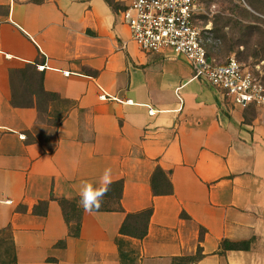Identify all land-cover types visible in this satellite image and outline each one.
Here are the masks:
<instances>
[{
    "label": "crops",
    "instance_id": "crops-1",
    "mask_svg": "<svg viewBox=\"0 0 264 264\" xmlns=\"http://www.w3.org/2000/svg\"><path fill=\"white\" fill-rule=\"evenodd\" d=\"M129 4L0 0V230H11L14 264H120L117 238L137 264H264V107L234 104L183 56L140 49ZM27 64L72 103L58 126L11 104L9 73ZM156 167L170 194L153 193ZM106 169L122 180L123 210H83L69 235L56 199L101 187ZM147 208L144 238L119 234Z\"/></svg>",
    "mask_w": 264,
    "mask_h": 264
},
{
    "label": "trees",
    "instance_id": "trees-1",
    "mask_svg": "<svg viewBox=\"0 0 264 264\" xmlns=\"http://www.w3.org/2000/svg\"><path fill=\"white\" fill-rule=\"evenodd\" d=\"M110 2L111 0H106ZM243 2L248 6L247 9ZM228 0V5L224 10L231 15H200L197 17L198 24L202 27L201 42L206 50L207 57L214 59L217 64L223 65L226 62V55L243 46V51L239 54L244 58L254 57L264 61V29L255 21H263L259 15H264V0ZM249 18L253 21L245 23L243 20ZM207 23L211 24V29H205ZM221 25L229 27L232 31L227 36L223 29L214 28ZM247 37V39H246ZM247 51V52H246ZM245 53V54H244ZM225 57V58H224ZM238 59V58H237ZM12 87L11 104L13 106H33L37 110L47 113L48 123L58 126L65 117L66 110L72 105L70 101L62 99L54 92L46 91L43 87V73L34 64H27L20 69L11 70L9 73ZM259 78V77H258ZM264 84V77L259 78ZM55 108V111H49ZM250 106V105H249ZM246 106V107H249ZM63 108V112L62 109ZM151 187L154 194H170L172 192L171 182L160 167H156L151 177ZM122 194V180L111 182L108 191L102 199L98 210L92 211H122L120 198ZM52 198V195L50 196ZM65 223L68 227L69 235L77 237L79 235L81 215L84 210L81 204L80 195L73 198L56 199ZM35 208L38 214H45L47 202H40ZM152 208H147L135 213H127L122 222L119 234L142 239L147 233V226ZM119 251L120 264H137L134 250L126 248L121 238L116 239ZM225 249H247L248 242H223ZM200 256V251L192 257L180 258L179 261H193ZM16 262L15 249L11 230L9 227L0 230V264H14Z\"/></svg>",
    "mask_w": 264,
    "mask_h": 264
},
{
    "label": "built area",
    "instance_id": "built-area-1",
    "mask_svg": "<svg viewBox=\"0 0 264 264\" xmlns=\"http://www.w3.org/2000/svg\"><path fill=\"white\" fill-rule=\"evenodd\" d=\"M215 8L200 0H130L123 19L130 39L140 49L183 56L192 66L194 77L224 90L234 104L264 107V84L248 67L234 55L228 56L223 65L207 57L197 17L210 16ZM205 29H211V25L206 24ZM100 98L107 97L102 94Z\"/></svg>",
    "mask_w": 264,
    "mask_h": 264
},
{
    "label": "rangeland",
    "instance_id": "rangeland-1",
    "mask_svg": "<svg viewBox=\"0 0 264 264\" xmlns=\"http://www.w3.org/2000/svg\"><path fill=\"white\" fill-rule=\"evenodd\" d=\"M201 2H203L206 6L215 5V12L212 13L210 16L212 15H231V13H229V11L224 10L228 5V0H200ZM243 2V0H241ZM243 5L247 8L248 6L243 2ZM209 16V17H210ZM261 18L264 19V15H259ZM251 19L246 18L245 20H243V22L245 23H251ZM253 23H258L260 24V26L264 29V22L263 21H255ZM210 24V23H207ZM211 25V24H210ZM214 28L217 29H223L226 31L227 36H230L229 34L232 33L233 30H231L229 27L223 26L221 28V25H214ZM247 39V37H246ZM245 52V50L243 51V46L239 45L236 49H234L233 51H230L225 57L227 58L230 55H234L236 58H238V60L243 63V65L245 67H248L257 77H264V61L263 60H258L257 58L254 57H248V58H244L243 53L239 54V52ZM247 52V51H246ZM245 54V53H244ZM224 57V58H225Z\"/></svg>",
    "mask_w": 264,
    "mask_h": 264
},
{
    "label": "clouds",
    "instance_id": "clouds-1",
    "mask_svg": "<svg viewBox=\"0 0 264 264\" xmlns=\"http://www.w3.org/2000/svg\"><path fill=\"white\" fill-rule=\"evenodd\" d=\"M111 170L106 169L101 177V187L93 188V186L84 182L81 187L80 197L81 204L85 211L98 210L101 206L102 199L108 191V186L111 184Z\"/></svg>",
    "mask_w": 264,
    "mask_h": 264
}]
</instances>
